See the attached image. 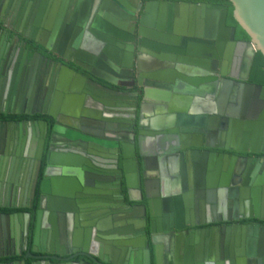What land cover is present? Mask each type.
I'll return each mask as SVG.
<instances>
[{
  "label": "water",
  "instance_id": "water-1",
  "mask_svg": "<svg viewBox=\"0 0 264 264\" xmlns=\"http://www.w3.org/2000/svg\"><path fill=\"white\" fill-rule=\"evenodd\" d=\"M30 1L34 36L13 31L31 47L4 50L0 41V104L26 99L30 107L0 114L42 118L24 125L27 138L19 144L5 136L18 137L23 124L0 123V154L37 162V176L18 191V203L0 205L29 209L0 215V257L18 256L22 245L20 264L77 257L84 264H264V225L235 223L264 222L263 214L242 211L257 204V190L264 198V159L246 156L264 153V86L248 82L255 53L264 57V0H228L248 41L236 40L226 25L227 8L207 0ZM0 24L11 30L4 19ZM37 47L54 59L44 69L32 51ZM132 89L133 130L125 134L107 110L123 107ZM109 122L115 133L104 135ZM49 126L51 142L37 150L35 135L46 136ZM85 154L108 159L104 164L119 178L113 196L87 189L108 188L101 178L88 180ZM29 172L20 168L14 177ZM90 194L99 207L125 206V223L114 227L127 229L107 239L108 225L82 214ZM140 218L148 236L125 241ZM218 222L233 224L216 234L203 227Z\"/></svg>",
  "mask_w": 264,
  "mask_h": 264
},
{
  "label": "flooded vegetation",
  "instance_id": "flooded-vegetation-1",
  "mask_svg": "<svg viewBox=\"0 0 264 264\" xmlns=\"http://www.w3.org/2000/svg\"><path fill=\"white\" fill-rule=\"evenodd\" d=\"M149 1H153V0H139V2H141L142 4H145ZM30 0H0V19H4L7 28H11L10 31H4V26L2 24H0V41L2 40V45L7 43V39H11L10 41V45H12L13 43V47L14 48H23L24 45H26V48H30L31 45L28 39L25 37H22L20 35H18L17 33H15L13 31V28L15 29H21L26 35L27 37L30 36H34L35 32H32V26H30L27 22L30 19ZM188 3H195V4H200L202 1H187ZM207 4H214V5H220V6H224L226 8H228V6L224 3H212L210 2V0H207ZM138 16V14H137ZM28 24L27 27L23 24ZM226 25H227V18H226ZM230 28H234L235 29V33H236V28L235 26L232 25H227ZM18 35V36H17ZM13 36H17L15 39L13 38ZM39 39L43 40V36H40ZM244 41V40H243ZM2 45H1V49H0V53L2 50ZM7 47L5 46V49ZM4 49V50H5ZM33 53L34 52H38L41 56H37L40 60V63H45V61H54L53 57L49 54L46 53V51H44L43 49H40L39 47H37L36 49L33 48L32 49ZM28 57H30V54L28 55ZM37 58H35V62L37 63ZM25 65V64H24ZM28 66V65H27ZM25 67V66H24ZM264 86V85H263ZM137 89H132L130 91H128L124 97H128V99L126 100V98H124L125 100L123 101V103L125 104L123 107H121L120 109H118L117 111H115L114 109H110L107 110L108 114L113 113L115 115H117L116 117L121 121L120 124H118V130H120L122 133L125 134H131V131L133 130L132 126H133V120L131 118V116L133 115V111H132V107L135 104V101H133L134 99V94H136ZM30 104L26 101L21 102L20 104H10L9 105H3L0 104V111L4 110V109H23V110H29ZM41 116H27V115H4V114H0V123H7V125L10 128H13L15 126H20L21 124H23L22 128H19V130L21 129L22 132L21 134L19 133L18 137L14 138L12 135L8 136L6 135V141L9 140V144H12L13 142H18L21 143L23 139L27 138V134H26V129L24 127V125L28 124L31 121H39L41 120ZM111 122L108 123V125L105 127V129H102L103 134H108V133H115L114 129L111 128L112 123ZM51 126L48 127V131L47 134L45 136V131H43V133H40V135H35V147L38 150L39 147L44 145V152L49 144V142H51V138L50 136H52V131H51ZM45 130V129H43ZM98 130V129H97ZM12 131V130H11ZM99 131V130H98ZM41 132V131H40ZM100 132V131H99ZM53 136H55L56 138H60L62 136V133H53ZM99 143L100 142H105V140L103 138L100 137H96L95 138ZM56 141V140H54ZM80 141V140H79ZM30 142H34L32 141V138H30ZM1 144L2 141L0 139V149H1ZM97 143H96V145ZM107 152V153H106ZM109 151H105V153L102 154V156H110V154L108 153ZM52 156L54 158H56V156H58L59 152L58 150H56L55 148H53L52 150ZM230 155L234 154L233 152H228ZM85 160L88 161V163L90 164V166L92 167V169L88 172L89 174V178L88 180L90 182H93V177H97V178H101L102 180H104L103 182H98L101 186L107 187V190H101L95 187V185H91L89 187H87V189H91L92 191H102L104 193H106L107 196L111 197L113 196L116 191H117V186L118 183L117 181L119 180L118 176L113 173L114 171L111 170V167L109 165L104 164L105 162L108 161V159H104L102 157H99L98 155L93 156H89L87 154L83 155ZM246 156H251L255 161H259L261 159H264V153L263 154H259V155H249L247 154ZM95 160L97 162H95ZM19 160L16 157L13 156H5V155H1L0 154V205L6 204V203H18L19 202V195H18V191L23 190L24 188H28L30 189L33 186V183L35 181V178L37 176V162L32 163L31 162H26V163H19ZM42 163H43V159H42ZM112 166V165H111ZM20 168H28L29 169V174L26 176H23L22 178H16L14 177V170H19ZM41 176V172H39L38 177ZM122 193H125L124 188H122ZM93 194H90L89 197L87 198V205L88 208L86 210H84L85 212H83L82 214L85 215H89V216H93L92 219L90 220H102L104 221V223L108 226H106L107 228L105 229V236L107 239H110L112 237H115L116 235L113 234V232H116V230H126L127 226L126 225H120L118 226V228L114 227L115 223H125V218L124 215L126 214V210L125 206L120 207L118 205H115V207H111V206H106V207H99L96 202L97 199L93 197ZM116 198V197H114ZM26 203L28 204L29 202H31L29 199H26ZM144 202V199H143ZM118 203V202H115ZM97 205V206H96ZM158 211V210H157ZM27 213L29 212V209L27 208H17V209H8V208H2L0 207V215H12V214H16V213ZM98 213H103L102 215L100 214V216H94ZM154 222L156 223L155 225H157L158 220H161V218L156 215V212L154 214ZM144 218H140L138 220H136V223L138 224L137 228L135 229V235H128L126 236V240H132V239H141L144 235L148 236V230L147 228H145V234L143 232L144 228L142 225ZM147 222V220H146ZM236 224H248V223H254V224H259V225H264V222H258L257 220H246V219H241L237 222H235ZM233 222H229V223H224V222H218V223H210L207 224L203 227L205 228H210L213 229L215 228V233L216 234V230H220L223 227H227L232 225ZM156 227V226H155ZM201 227V228H203ZM157 228V227H156ZM155 238L157 239V241H159V245L161 246V248L164 249V241H163V237H165L161 232H159L158 230L155 232L154 234ZM132 238V239H131ZM150 250H151V257H152V248L150 246ZM1 253V250H0ZM23 256H24V252H22V245H19V255L18 256H14V257H0V264H20L21 262H23ZM84 261V263H88V261L86 259H83L81 257H77L74 258L73 260H71L70 262H66L65 264H73V263H79L81 261ZM26 264H28L26 262Z\"/></svg>",
  "mask_w": 264,
  "mask_h": 264
},
{
  "label": "trees",
  "instance_id": "trees-1",
  "mask_svg": "<svg viewBox=\"0 0 264 264\" xmlns=\"http://www.w3.org/2000/svg\"><path fill=\"white\" fill-rule=\"evenodd\" d=\"M212 3H224L228 6L227 8V25L235 26L236 33L235 39L236 40H244L248 41V35L240 28L237 22L234 20L232 11L233 7L228 0H210ZM248 82L253 85H264V57L263 55L257 51L254 55L253 62L251 65V70L249 74Z\"/></svg>",
  "mask_w": 264,
  "mask_h": 264
},
{
  "label": "crops",
  "instance_id": "crops-1",
  "mask_svg": "<svg viewBox=\"0 0 264 264\" xmlns=\"http://www.w3.org/2000/svg\"><path fill=\"white\" fill-rule=\"evenodd\" d=\"M9 42H10V40L7 39L6 47H8L10 45ZM42 68L44 69V65L42 66ZM145 139H146L145 143L147 144V146H149V140H151V138L150 137H146ZM257 194H258V197H259L257 204L256 203H254L252 205L250 204L248 207H246V206L244 207V205H243L242 206V211L243 212L247 211L249 214H257V215L263 214L264 215V198H263V196L261 194V191L257 190ZM24 198L25 197L23 196L22 199L24 200ZM239 211H240V209H239Z\"/></svg>",
  "mask_w": 264,
  "mask_h": 264
}]
</instances>
